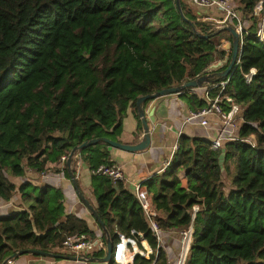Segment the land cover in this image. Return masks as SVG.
Masks as SVG:
<instances>
[{"label": "trees", "instance_id": "1", "mask_svg": "<svg viewBox=\"0 0 264 264\" xmlns=\"http://www.w3.org/2000/svg\"><path fill=\"white\" fill-rule=\"evenodd\" d=\"M236 1L242 49L224 94L241 105L243 123L237 138L223 145L222 170L221 150L181 135L165 170L143 183L163 214V234L187 227L192 207L202 206L187 264H264V41L255 37L264 14L254 15L261 0ZM185 4L180 0L190 23L180 17L175 0H0V201L18 193L26 206L0 218V264L19 251L53 253L69 237L97 239L85 221L65 215L60 190L30 183L16 187L6 173L41 175L47 164H60L86 141L118 142L128 108L142 131L139 97L179 87L227 59L217 72L225 70L231 52L218 46L224 34L231 43L230 35L209 31L213 20L192 14ZM251 69L256 74L248 86L243 75ZM189 90H182L181 99L202 109L204 102ZM108 148L99 143L78 156L91 172L109 164ZM230 161L235 174L228 179ZM182 171L187 189L180 186ZM62 172L69 179L65 165ZM90 187L96 215L113 244L117 233L133 230L155 247L132 192L94 175ZM152 261L136 258L135 264ZM153 264H168L161 249Z\"/></svg>", "mask_w": 264, "mask_h": 264}, {"label": "crops", "instance_id": "2", "mask_svg": "<svg viewBox=\"0 0 264 264\" xmlns=\"http://www.w3.org/2000/svg\"><path fill=\"white\" fill-rule=\"evenodd\" d=\"M187 94H195L200 101H203L204 87L189 90ZM194 109H196L195 105L193 107H189L187 103L181 99L180 94L162 97L143 105L145 115L148 116L149 113L152 112L154 118V123H151L150 121L147 122L151 132L150 147L142 153L134 154L108 148V163H115L121 168L124 177V182H122V184L125 190L132 192L134 186L142 184L153 175H160L165 170V164L170 162L174 153L173 148L179 132H181V135L187 137L201 138L207 141L215 136L218 130V124L214 118L207 119L210 129L201 127L199 125V121L187 122L190 113L198 111ZM138 123L139 122L133 116L132 110L128 108L125 118L122 121V131L117 138L118 142L125 145H135L139 143L143 132L138 130ZM237 136L238 132L233 135L225 136L222 144L225 145L234 141ZM233 164L234 161L226 163L228 168V177L232 174ZM74 167L77 168L76 179L79 190L95 209V198L92 195L90 187L91 173L87 165H85L80 159L75 162ZM61 169L62 166L60 164H47V172L41 175H38L31 170H27L23 178L12 181V184L16 187H19L24 183H30L33 186L47 185L60 190L63 194V207L65 215H74L85 221L88 228L96 234V240L100 239L102 231L100 230L97 222L87 209L79 203L76 194L73 192L74 189L69 182V179H66ZM224 179H226V175L224 176ZM179 180L181 188L187 189V181L184 171L180 172ZM222 191L224 194H227L230 191L228 181H223ZM25 209L26 206L21 203L20 195L16 193L9 202L5 203L0 201V218ZM160 216L163 218L162 213H160ZM163 236L165 238V247L168 253L169 262L174 264L178 254L179 237L176 232H167L164 233ZM98 252L99 249L97 245H93L86 252V255L82 257L86 259H95L94 261L52 259L40 255L34 256L27 253L18 256L9 264L101 263L99 261L101 258L94 257V255ZM53 253L55 254V251H53Z\"/></svg>", "mask_w": 264, "mask_h": 264}, {"label": "built area", "instance_id": "3", "mask_svg": "<svg viewBox=\"0 0 264 264\" xmlns=\"http://www.w3.org/2000/svg\"><path fill=\"white\" fill-rule=\"evenodd\" d=\"M186 4L193 8L215 10L222 14L224 21L218 23V28L221 27V24L232 26L240 37L239 46H242L244 29L241 23L242 14L237 10L239 4L236 0H186ZM256 9H258V11H256ZM260 12H263L264 14V0L259 1V3L256 5L254 9V15H258ZM261 24V28L257 31L255 36L259 42L264 41V25L263 23ZM226 62L227 59L225 64ZM211 72L212 70L208 68L205 70L204 74ZM255 74L256 70L251 69L248 74L243 75L244 83L249 86ZM228 81L229 78L205 86L203 95L205 106L197 112L190 113L187 119V122L199 121V125L205 129H210L209 122L207 120L208 118H214L217 121V133L214 137L209 139L210 150L214 152L223 149L222 142L225 136L235 134L243 123V109L241 105H239L231 96L224 94ZM180 136L181 132L177 134L173 152L177 150V142ZM66 160V156H62L60 158V165L62 166L61 171L64 168ZM78 160L79 156L75 158L76 162ZM168 164L169 163L165 164V168L168 166ZM74 169L76 170V177L77 168L74 167ZM90 173L94 176L105 177L113 184L124 182L121 168L115 163L101 165L95 170H92ZM143 183L134 186L132 189V194L141 208L148 231L155 240V247H151L143 233L133 230L127 235L117 233V242L113 244L110 260L114 264H135L136 258L146 261H150V259L153 258V264L160 249L165 253L168 264H171L169 262L168 253L165 247V238L160 227V221L162 220V217L160 216L161 212L158 211L154 206L152 202V196L147 192L146 186H144ZM201 210V205H194L191 209V220L189 225L176 232L179 237V244L178 254L174 264H187L194 239V221L196 215L201 212ZM93 245H97L99 251L103 252L105 255V241L102 239L91 240L85 235L67 238L62 243V245L56 248L54 251L55 254L58 255L82 258Z\"/></svg>", "mask_w": 264, "mask_h": 264}, {"label": "water", "instance_id": "4", "mask_svg": "<svg viewBox=\"0 0 264 264\" xmlns=\"http://www.w3.org/2000/svg\"><path fill=\"white\" fill-rule=\"evenodd\" d=\"M175 7L180 15V17L187 23H190L189 20H187L182 12L181 6H180V0H175ZM263 23V21H262ZM221 29H218L216 33H219L220 31L227 32L232 41L231 45L229 47V51L231 52L229 63L227 67L225 68L224 71L222 72H217L218 69L223 67V63L219 62L216 65H212L209 68L212 70L211 73L208 74H203L200 77L188 81L184 83L183 85L179 87H174L170 89H164L158 92H155L153 94L139 97L136 101V108L138 111V117L140 119L141 127H142V138L139 143L135 145H125L121 144L119 142H114L111 141L107 138H96L92 139L89 141H86L75 148L72 149V151L69 153L67 156V160L65 163L66 169H67V174L70 183L72 184V187L79 199V201L83 204V206L87 209V211L94 217V219L97 221L98 226L102 229V234H104V241L106 245V252L103 258L99 259L101 263H106L108 264L111 260V254L113 250V242L109 239L108 233L105 230L102 222L99 220V218L96 215L95 209L91 206V204L88 202V200L83 196L81 191L79 190L78 184H77V179L75 177L74 173V165H75V158L78 156V153L80 150L89 148L92 146H95L99 143L107 145L109 148L115 149V150H120L126 153L134 154V153H142L146 151L150 145H151V132L148 127V121L151 123H154V118H153V113L150 112L148 116L145 115V112L143 110V105L146 101H154L156 99L166 97V96H172V95H179L182 93V90L185 89H190V90H195L199 88H203L207 85H211L214 83H217L219 81H222L224 79H227L230 77V75L233 72V69L237 66L238 59L241 55V46H239V35L236 33L235 29L232 26H227L224 24L220 25ZM199 38L206 39L208 36H203L198 34ZM225 150L221 149L220 155H219V160H218V165L222 170V165H223V158H224ZM23 254H27V251H19L15 253L14 255L10 256L7 258L2 264H9L12 260L17 258L18 256H21ZM38 255L47 257V258H52V259H63V260H83V261H94L95 259H86V258H81V257H71V256H66V255H58L54 253H41L37 252Z\"/></svg>", "mask_w": 264, "mask_h": 264}, {"label": "rangeland", "instance_id": "5", "mask_svg": "<svg viewBox=\"0 0 264 264\" xmlns=\"http://www.w3.org/2000/svg\"><path fill=\"white\" fill-rule=\"evenodd\" d=\"M184 4L186 3V0H181ZM186 8L187 9H190V12L192 14H198V15H203V16H208V18L212 19L213 22L211 23V26H210V30L209 31H217L218 29H221V28H218L219 27V24L218 22H220V20L222 19V14L218 13L217 11L215 10H205V9H197V8H193V7H190L189 5H186ZM256 11H258V9H256ZM257 16V15H256ZM224 21V20H223ZM227 36L226 34H224L222 36V38L220 39V43H219V46H218V51H221V50H229V47L231 45L230 42L227 41ZM228 45V46H227ZM219 62H222L224 64L225 62V59L222 60V61H217L215 63H213L212 65H216L217 63ZM211 65V66H212ZM239 131V130H238ZM237 131V132H238ZM74 173H76V170L74 169ZM235 174V165L233 164V171H232V174H230L229 176L231 177L232 175ZM5 176H7V179L9 180L10 183H12V181L14 180H18L19 177H15V176H11L9 173H6ZM229 179V177H228ZM228 179H226L225 181H228ZM70 182V181H69ZM72 185V184H71ZM73 192L75 193V191L73 190ZM76 194V193H75ZM77 196V195H76ZM78 199V197H77ZM79 200V199H78ZM79 203H81L79 201ZM81 205H83L81 203ZM95 234V233H94ZM96 235V234H95ZM92 264H106V263H92Z\"/></svg>", "mask_w": 264, "mask_h": 264}]
</instances>
